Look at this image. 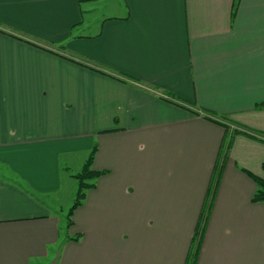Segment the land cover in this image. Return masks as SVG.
<instances>
[{
    "label": "crops",
    "instance_id": "1",
    "mask_svg": "<svg viewBox=\"0 0 264 264\" xmlns=\"http://www.w3.org/2000/svg\"><path fill=\"white\" fill-rule=\"evenodd\" d=\"M0 29V264H190L200 231L194 264H264V0H0Z\"/></svg>",
    "mask_w": 264,
    "mask_h": 264
},
{
    "label": "trees",
    "instance_id": "2",
    "mask_svg": "<svg viewBox=\"0 0 264 264\" xmlns=\"http://www.w3.org/2000/svg\"><path fill=\"white\" fill-rule=\"evenodd\" d=\"M1 31H3V30H1ZM95 152H96V147L94 146L93 149L90 151L89 155L87 156V158L85 159V161L83 162L81 169L78 172H76L75 174H73V176L77 179L78 186H77L74 202H73V204L69 210L70 211L69 216H68L69 218L71 217L72 211L82 203V200L84 199L86 190L95 186V180L102 173L100 170H95L92 167ZM223 162L224 161L221 162L219 169L216 172V175L214 176L215 186L217 185V181H218L219 176L221 174V171L223 168ZM243 170L245 171V173L248 176H250L252 178V180L255 182V184L257 186V188L253 194L252 200L254 202L264 201V161L262 162V172H263L262 176H257L255 174H252L251 172H249L246 169H243ZM214 191H215V188H214ZM205 217L206 216H204V220H205ZM196 233H200V235L198 234L199 237H196V238H198V239L200 238V239L197 242L195 253L192 254L193 257L190 260V264L195 263V257L197 255L198 245L201 241L202 231L196 232Z\"/></svg>",
    "mask_w": 264,
    "mask_h": 264
},
{
    "label": "rangeland",
    "instance_id": "3",
    "mask_svg": "<svg viewBox=\"0 0 264 264\" xmlns=\"http://www.w3.org/2000/svg\"><path fill=\"white\" fill-rule=\"evenodd\" d=\"M85 155H87L88 156V154H86V153H84ZM87 156H85L86 158H87ZM62 159H63V155H62ZM85 159V158H84ZM73 165H75V168H73L72 166H71V169H73L74 171H79L80 169H81V165L78 167V168H76V163L75 164H73ZM63 168L65 169V165L63 166ZM70 168L69 169H66L69 173H71V174H75L76 172H73L72 170H71ZM70 181H69V184L71 185V193H72V200L69 202V204H68V206L64 209V214H65V216H66V214H67V211H68V209L70 208V206L72 205V203L74 202V199H75V194H76V190H77V186H78V182H77V179L72 175V177H70ZM64 223V222H63ZM64 225V224H63ZM64 230H65V227L64 228H62L61 229V233H63L64 232ZM196 249V247L193 249V251ZM199 249H200V247H199ZM199 251V250H198ZM197 255H198V253H197ZM196 258H197V256H196Z\"/></svg>",
    "mask_w": 264,
    "mask_h": 264
}]
</instances>
